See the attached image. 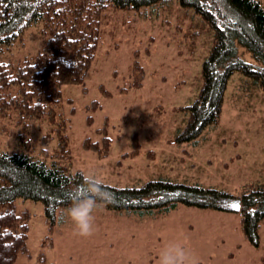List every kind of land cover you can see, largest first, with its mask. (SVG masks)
I'll return each mask as SVG.
<instances>
[{"label":"rangeland","instance_id":"1","mask_svg":"<svg viewBox=\"0 0 264 264\" xmlns=\"http://www.w3.org/2000/svg\"><path fill=\"white\" fill-rule=\"evenodd\" d=\"M43 30L44 24H35L20 42L1 47L0 62L16 66L39 53L48 38ZM212 42V30L179 0L106 10L84 84L64 85L56 108V122L61 116L66 120L67 151L59 149L58 124L37 123L25 132L14 115L0 117V149L30 153L69 173H95L111 186L168 179L235 198L224 210L178 204L152 214L97 205L86 235L66 212L64 226L49 232L42 203L18 199L17 211L28 213L29 237L28 252L16 264H159V251L170 242L185 247L190 264H264V222L255 247L234 211L245 189L264 184V88L236 73L219 124L196 142L177 139L202 87ZM239 51L255 62L245 49Z\"/></svg>","mask_w":264,"mask_h":264},{"label":"trees","instance_id":"2","mask_svg":"<svg viewBox=\"0 0 264 264\" xmlns=\"http://www.w3.org/2000/svg\"><path fill=\"white\" fill-rule=\"evenodd\" d=\"M170 0H0V48L20 42L33 25L44 24L48 36L43 49L16 66L0 62V117H16L24 131L37 123L58 124L59 149H68L66 120L57 110L64 85H83L95 59L103 13L108 9L138 10ZM193 8L213 32L212 48L203 62V84L179 142H196L205 130L219 124L230 79L239 73L264 88V5L259 0H179ZM245 49L254 63L244 60ZM43 143H48L45 139ZM30 148V140L24 144ZM32 150L30 149V152ZM81 171L69 173L30 153L0 149V264H16L27 253L29 217L18 212V199L41 202L49 232L65 224L64 213L81 183ZM109 200H98L106 210L121 213L169 212L178 204L224 210L235 197L199 184L168 179L140 186L103 185ZM234 211L241 230L255 247L264 222V184L245 189Z\"/></svg>","mask_w":264,"mask_h":264},{"label":"clouds","instance_id":"3","mask_svg":"<svg viewBox=\"0 0 264 264\" xmlns=\"http://www.w3.org/2000/svg\"><path fill=\"white\" fill-rule=\"evenodd\" d=\"M81 176L66 214L78 231L86 235L93 230V210L98 200H109L110 194L98 174L81 172ZM159 264H190V253L180 243L170 242L160 249Z\"/></svg>","mask_w":264,"mask_h":264},{"label":"snow or ice","instance_id":"4","mask_svg":"<svg viewBox=\"0 0 264 264\" xmlns=\"http://www.w3.org/2000/svg\"><path fill=\"white\" fill-rule=\"evenodd\" d=\"M235 207H239V205H235Z\"/></svg>","mask_w":264,"mask_h":264},{"label":"crops","instance_id":"5","mask_svg":"<svg viewBox=\"0 0 264 264\" xmlns=\"http://www.w3.org/2000/svg\"><path fill=\"white\" fill-rule=\"evenodd\" d=\"M62 226H64V225H62Z\"/></svg>","mask_w":264,"mask_h":264}]
</instances>
